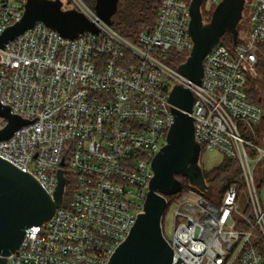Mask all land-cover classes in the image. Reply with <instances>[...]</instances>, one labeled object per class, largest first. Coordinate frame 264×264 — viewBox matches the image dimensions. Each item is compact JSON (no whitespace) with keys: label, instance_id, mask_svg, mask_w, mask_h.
I'll return each mask as SVG.
<instances>
[{"label":"built area","instance_id":"obj_1","mask_svg":"<svg viewBox=\"0 0 264 264\" xmlns=\"http://www.w3.org/2000/svg\"><path fill=\"white\" fill-rule=\"evenodd\" d=\"M20 1L0 0V34L21 19ZM220 1L201 0V6L214 10ZM190 3L160 0L154 26L131 41L75 0L98 32L66 38L38 21L0 48V103L21 118L38 117L0 140V157L32 174L51 197L57 169L65 178L52 217L26 228L4 264H107L143 212L152 158L174 121L168 98L175 84L189 85L194 96L190 115L201 151L238 162L252 215L238 211L234 186L219 204L189 188L177 199L171 238L165 237L171 264L178 257L186 264H264V199L254 178L264 167V107L246 92L264 43V0H244L243 11L250 8L246 38L238 35L231 45L220 38L203 59L201 83L189 84L167 56L178 51L184 63L192 50ZM7 123L0 117V130ZM68 174L76 188L65 203ZM184 203L200 216L181 212ZM236 213L246 227H237Z\"/></svg>","mask_w":264,"mask_h":264},{"label":"water","instance_id":"obj_2","mask_svg":"<svg viewBox=\"0 0 264 264\" xmlns=\"http://www.w3.org/2000/svg\"><path fill=\"white\" fill-rule=\"evenodd\" d=\"M118 1L96 0L94 10L99 19L110 25ZM62 5L61 0H25L21 19L0 34V48L38 21L66 38H75L83 31L98 32V27L85 14L75 8L63 9ZM200 6L201 0H191L188 32L193 47L186 61L178 66V70L189 78V84L190 81L201 83L203 59L226 31L236 43L244 0H221L207 23L202 20ZM168 101L172 105L174 121L170 123L166 143L152 158L153 177L149 181L143 212L137 213L126 239L114 249L107 264H171L173 251L161 225L166 198L182 190L177 175L186 177L190 185L202 191L207 187L199 165L201 147L195 140L190 115L194 96L189 85L183 88L175 84ZM0 117L8 121L0 130V140L8 139L23 124L38 119L11 114L9 105L1 103ZM56 175L58 183L51 197L32 174L0 157V264H4L5 257L18 248L26 228L48 221L60 205L65 185L63 170L57 169ZM180 261L183 260L178 257L175 264Z\"/></svg>","mask_w":264,"mask_h":264},{"label":"trees","instance_id":"obj_3","mask_svg":"<svg viewBox=\"0 0 264 264\" xmlns=\"http://www.w3.org/2000/svg\"><path fill=\"white\" fill-rule=\"evenodd\" d=\"M82 1L90 8L94 9L96 0ZM159 5L160 0H119L117 11L111 17V27L123 37L134 41L140 31L150 30L154 26ZM238 27L239 24L237 26L239 35ZM224 43L231 45L232 37H224ZM260 46L262 52L261 55H264V43H261ZM184 60V55L178 51H172L167 56L168 63L171 65L175 64L174 66H179ZM258 72L264 74V58H260L257 64V73ZM256 81V77L251 78L248 81L246 87L248 99L264 107V96L259 95ZM203 152L204 150L201 151V153ZM177 177L182 182L181 192H186L189 188H193L198 192H201L204 197L211 202V200L208 199L209 197L206 196L204 190L202 191L198 187L190 185L188 179L182 175H177ZM203 178L207 187H219V195H223L229 187L234 186L239 198L242 197V193H240V190L244 187L242 171L238 162L234 159L225 158L219 165L208 170H203ZM256 183L257 188L264 187V167H262V174ZM172 198H175V196H168V201ZM166 210L167 209H165L162 217V224ZM249 216H251V214ZM237 227H246L245 221L238 218ZM258 243L261 245V240H259Z\"/></svg>","mask_w":264,"mask_h":264},{"label":"rangeland","instance_id":"obj_4","mask_svg":"<svg viewBox=\"0 0 264 264\" xmlns=\"http://www.w3.org/2000/svg\"><path fill=\"white\" fill-rule=\"evenodd\" d=\"M63 3V9H71V8H75L76 4H75V0H61ZM250 1V0H249ZM20 0H11V3L13 5H17L20 4ZM87 5V4H86ZM201 11H202V15L204 17H207L208 19L211 18L212 12H213V7H209L206 3H203L201 6ZM250 12V8H246L243 13H242V18L239 22V38L244 39L247 36V33L249 31L248 29V25L246 24V20L248 19V15ZM224 37H231V34L226 31L222 36L220 41L224 42ZM260 58H264V55H260ZM175 64H173L172 66H174ZM177 67V66H174ZM257 79V87H258V93L261 96H264V74L262 73H257V75L255 76ZM227 157L223 156L221 153L217 152V151H204L203 153L200 154V158H199V165L203 170H208L211 169L212 167L219 165L223 159H225ZM262 174V167L258 166L256 168V171L254 172V178H255V182L258 181L260 175ZM75 184H76V177L73 175L68 174L67 176V187L65 190V195H64V200L65 203L69 202L72 200L73 195L75 193ZM257 185V183H256ZM261 198L264 199V187H260L258 188ZM205 194L207 197H209L208 199L211 200V202L215 203V204H219L221 202V198L223 195H219L218 191H219V187L218 186H213V187H206L204 189ZM244 187L240 190V193H242V197H240L238 199V211L240 213H245L246 215H252L251 213V208L250 205L247 203V197L244 194ZM186 195L185 192H179L177 193L175 196V198L169 199L168 201V197H167V207H166V212H165V217H164V221L162 225V232L164 237H166V239L171 238V234H172V229H173V210L174 208H176L177 206V199H179L181 196ZM188 196L190 198H193V196L189 195ZM181 212L184 213H191L194 216H200V212L198 210V208L196 206H194L191 203H184L181 207H180ZM240 214L236 213L235 214V219L240 218Z\"/></svg>","mask_w":264,"mask_h":264}]
</instances>
